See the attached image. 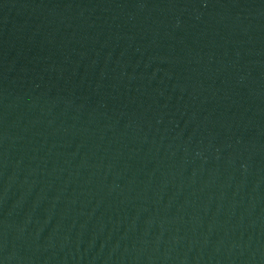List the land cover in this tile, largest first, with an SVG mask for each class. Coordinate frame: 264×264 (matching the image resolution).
Segmentation results:
<instances>
[{"label":"water","instance_id":"95a60500","mask_svg":"<svg viewBox=\"0 0 264 264\" xmlns=\"http://www.w3.org/2000/svg\"><path fill=\"white\" fill-rule=\"evenodd\" d=\"M0 264H264V0H0Z\"/></svg>","mask_w":264,"mask_h":264}]
</instances>
